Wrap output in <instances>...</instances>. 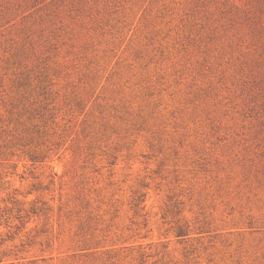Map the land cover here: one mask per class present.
Returning a JSON list of instances; mask_svg holds the SVG:
<instances>
[{
	"label": "rangeland",
	"instance_id": "rangeland-1",
	"mask_svg": "<svg viewBox=\"0 0 264 264\" xmlns=\"http://www.w3.org/2000/svg\"><path fill=\"white\" fill-rule=\"evenodd\" d=\"M0 264H264V0H0Z\"/></svg>",
	"mask_w": 264,
	"mask_h": 264
}]
</instances>
